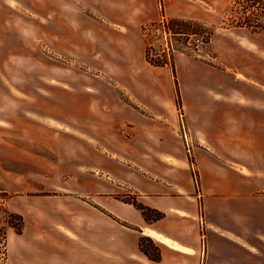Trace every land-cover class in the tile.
Here are the masks:
<instances>
[{
    "label": "crops",
    "instance_id": "0c3cea01",
    "mask_svg": "<svg viewBox=\"0 0 264 264\" xmlns=\"http://www.w3.org/2000/svg\"><path fill=\"white\" fill-rule=\"evenodd\" d=\"M162 1L214 27L206 55L175 54L182 108L173 68L147 58L161 0H0V188L25 217L15 264H264V31L225 26L231 0Z\"/></svg>",
    "mask_w": 264,
    "mask_h": 264
},
{
    "label": "trees",
    "instance_id": "16d2710c",
    "mask_svg": "<svg viewBox=\"0 0 264 264\" xmlns=\"http://www.w3.org/2000/svg\"><path fill=\"white\" fill-rule=\"evenodd\" d=\"M239 9L241 10V16L239 17H234L231 15V13L226 15L224 20L225 26H243L249 28L253 32L264 31V0H234L231 11H236ZM173 24H179L184 26L185 29H192L194 31H208L210 34L209 39L212 34V31L209 27L193 19H173ZM147 58L154 65H170L173 68L178 90L177 102L179 107L182 108L181 93L174 61L168 63L166 59H153L150 57L149 49H147ZM195 176L197 178L198 185H200V179L196 168ZM119 198L125 202L133 204L141 211L142 215L147 221L158 220L164 215L162 211L139 201L137 197L129 196L127 198V196L119 195ZM24 225V215L13 210L9 205H7V203L0 201V264H8L10 231L15 230L17 233H22ZM139 244L141 250L145 254H148L152 259L159 260L161 258L160 248L150 237L142 236Z\"/></svg>",
    "mask_w": 264,
    "mask_h": 264
},
{
    "label": "built area",
    "instance_id": "2783aa9c",
    "mask_svg": "<svg viewBox=\"0 0 264 264\" xmlns=\"http://www.w3.org/2000/svg\"><path fill=\"white\" fill-rule=\"evenodd\" d=\"M163 14L157 21L147 23L143 27L147 49L153 59H166L168 63L174 61L177 52L189 53L196 56L207 54L210 41L208 31H194L184 26L173 24V19L164 12V4L160 2ZM208 57L212 58L208 54ZM181 135L185 141L188 153L192 156L194 140L182 116Z\"/></svg>",
    "mask_w": 264,
    "mask_h": 264
},
{
    "label": "rangeland",
    "instance_id": "374dc122",
    "mask_svg": "<svg viewBox=\"0 0 264 264\" xmlns=\"http://www.w3.org/2000/svg\"><path fill=\"white\" fill-rule=\"evenodd\" d=\"M233 2L234 0H231V7L233 5ZM228 13H231L232 16H236V17H239L241 16V10H236V11H231V8H229V11ZM227 13V14H228ZM210 30L213 31L214 27H210ZM0 187H1V181H0ZM128 192V191H127ZM11 193L8 192V191H5V190H1L0 188V201H3L5 203H7V205L11 206L10 205V201H11ZM131 196V197H137L136 194H127L125 192V194H122V196ZM127 196V198L129 197ZM121 199V198H120ZM16 237H17V232H15V230H11L10 231V235H9V243H10V248H9V260H8V264H15V261H16V254H15V242H16Z\"/></svg>",
    "mask_w": 264,
    "mask_h": 264
},
{
    "label": "bare ground",
    "instance_id": "6f19581e",
    "mask_svg": "<svg viewBox=\"0 0 264 264\" xmlns=\"http://www.w3.org/2000/svg\"><path fill=\"white\" fill-rule=\"evenodd\" d=\"M145 231H149V229L146 227V228H145Z\"/></svg>",
    "mask_w": 264,
    "mask_h": 264
}]
</instances>
